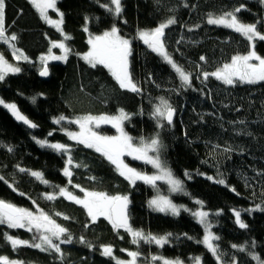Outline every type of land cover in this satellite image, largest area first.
Returning <instances> with one entry per match:
<instances>
[{
    "label": "trees",
    "instance_id": "obj_1",
    "mask_svg": "<svg viewBox=\"0 0 264 264\" xmlns=\"http://www.w3.org/2000/svg\"><path fill=\"white\" fill-rule=\"evenodd\" d=\"M4 2L5 34H15L17 39L0 41V54L21 71L9 73L0 81V99L15 104L37 127L17 120L0 104V177L4 178L0 180V200L33 212L43 210L67 229L61 240L70 235L72 242L54 241L60 243L61 256L30 246L39 242L35 229L0 224V256L21 264H117V259L128 261V252L136 251V264H161L152 257L178 259L183 264H193L196 257L201 264L233 260L236 264H258L250 255L254 253L264 261V81L249 84L237 80L227 85L214 76H203L250 50L246 37L209 24V15L220 16L243 5L235 13L238 20L256 24L264 34L261 0H121L119 16L102 7H110V0H57L63 14L61 29L69 37L66 40L61 31L41 18L30 0ZM54 12L51 9L48 13L55 17ZM169 18L175 23L165 29L162 40L173 62L189 74L190 86L138 37L140 30L155 28ZM114 25L130 41L129 71L139 92L120 88L107 68L99 64L93 67L82 58L90 47L88 37ZM60 41L70 50L67 58L47 62L48 75L40 77L44 66L41 55L49 49L59 52L50 44ZM12 45L28 59L15 60ZM253 46L264 57V41L257 39ZM161 99L171 105L175 116L172 124L161 119L162 127H158L152 113ZM121 109L129 116L123 125L134 143L158 135L161 148L154 154L182 182L183 192H171L163 181L130 184L103 155L69 139L64 132L76 128L71 121L78 117L115 116ZM60 116L66 119L54 123ZM98 130L105 135L115 133L108 124ZM37 140L67 145L69 151L58 153ZM69 156L72 175L66 177L63 170ZM126 159L137 171L149 176L154 173L151 165ZM20 168L28 171L21 172ZM31 171L40 172L48 183L31 176ZM220 179L225 183L216 182ZM60 188L80 198L84 195L81 189L126 195L134 230L172 235L163 246L143 240L133 244L125 229H114L104 217L92 222L82 205L59 195ZM157 193L191 209L198 207L195 199L203 202L202 208L210 212L213 232L219 237L214 243L222 253L221 261L202 245V227L188 210L173 216L150 209L148 199ZM46 194H53L55 199H46ZM234 210L241 213L247 228L236 224ZM5 234L29 241V245L14 249ZM105 245L111 246V257L101 254ZM239 246L244 250H238Z\"/></svg>",
    "mask_w": 264,
    "mask_h": 264
},
{
    "label": "snow or ice",
    "instance_id": "obj_2",
    "mask_svg": "<svg viewBox=\"0 0 264 264\" xmlns=\"http://www.w3.org/2000/svg\"><path fill=\"white\" fill-rule=\"evenodd\" d=\"M157 2H159V0H157ZM261 2L264 3V0H261ZM31 3L39 11L41 18L47 23L55 26L58 31H61L65 40L69 39L66 34H63L61 29L63 14L59 13L60 19L57 20H52L47 15L49 9L58 11L56 8L57 0H31ZM110 5L112 7H109V4H104L102 7L110 13L119 16L122 12L121 0H110ZM242 7L243 5H241L240 8L234 9L232 12H226L223 15L216 17L209 15L207 22L209 24L223 25L227 28L234 29L237 33L246 37L250 43H254L257 39L264 41V34L257 30L256 24H245L238 20L235 13L239 12ZM4 9L5 2L4 0H0V41L10 43L11 41H15L17 37L15 34L10 36L5 34ZM174 23L175 20L169 18L166 22L160 23L157 27L151 30H140L138 32V37L153 52L159 53L164 60L176 70L181 81L185 85L190 86L189 74L185 73L176 63L173 62L172 58L165 51V46L162 40L165 29ZM85 31H87V28H85ZM88 44L90 45V48L89 51L83 55V59L93 67L99 64L107 68L119 84L120 88L129 89L133 92L140 91L137 85L133 82L129 71L128 58L131 51L130 41L119 35V30L115 25L109 31H105L102 35L90 36ZM52 46L60 48L64 55H51V49H49V55L41 58L44 61V67L40 71L41 76L48 75V59L65 60L67 58V53L70 51L63 41L53 42ZM12 47V54L15 60L28 59L19 49H16L14 45H12ZM200 59L204 60V57L202 56ZM20 71L21 69L19 67L9 63L4 56L0 54V81H3L9 73H18ZM209 75L216 77V79L223 81V83L227 85H232L236 83L237 80L241 83L249 84L264 81V57L257 55L255 50L249 51L246 55H235L231 58L230 63L223 64V66L218 68L215 72L203 73L205 78ZM33 101H35V98H33ZM0 104H4V107H6L17 120L23 121V123L30 128L37 127L36 124L32 123L19 112L15 104H7L2 100H0ZM173 112L174 109L171 105H169L166 100L161 99L160 104L154 107L152 116L157 118V126L162 127L160 124L161 119L166 120L169 125L172 124ZM65 119L64 116H60L59 118H54L53 122L59 124L60 121ZM128 119L129 116L123 111V109L120 110V113L117 116L86 115L71 121L79 126V132H67L66 134L69 139L84 144L88 148H94L96 152L103 155L111 164L115 165L119 174L128 180L130 184H134L137 180H142L145 183L155 185L157 180L166 179L172 192H183L182 182L173 177L171 170L164 165L159 155L157 154L153 156L149 154L150 152L158 153L161 148V142L158 135L152 137L148 141L141 138L139 144L134 143L133 138L130 137L123 128V122ZM100 124H111L117 130L118 135L102 136L93 131V127H99ZM49 135H52V133L50 132ZM36 142L42 147L46 146L58 153H67L69 151L68 146L61 143H48L47 140H37ZM11 150L12 149L9 148V151ZM124 156H131L133 159L142 160L147 164H151L158 170V174L149 176L137 171L135 168L129 167L122 159ZM71 164L72 160L69 156L63 170V174L66 177H71L72 175L71 170L68 167V165ZM19 171L26 172L28 170L20 168ZM30 175L40 179L45 184L48 183V181L43 180L40 172L32 171L30 172ZM3 179V177H0V180ZM209 179H212V177H209ZM216 182L219 184L225 183L223 179L217 180ZM69 183H71V179H69ZM9 186L11 187V185ZM76 187H79V185H76ZM81 191L84 192L83 198L73 195V193L69 192L67 188H60L59 195L82 205L92 222H95L98 217H104L112 224L114 229H125V231H127L132 237L133 244H138L139 241L143 240L148 243H155L163 246L168 242V238L172 235L171 233H168L163 236H154L150 233L145 234L140 230H134L128 222L127 208L129 198L126 195L109 196L103 192H90L84 189H81ZM45 198L53 200L55 199V196L53 194H46ZM149 203L156 211L170 213L173 216H178L180 214V208L173 204L167 197L157 196ZM197 203L202 204L203 202L197 201ZM256 207L257 209L260 208L259 205ZM57 215L60 214L57 213ZM208 215L209 214L205 211H196L193 213V216L198 219L199 223L205 226V235L202 243L219 262L222 259V253L219 252L218 246L213 243V241L218 240L219 237L214 236L208 231L210 228V224L207 220ZM234 216L236 224H238L241 229L247 228V225L241 219V213L239 211L234 210ZM65 218L67 219V217ZM0 224H7L9 228H27L29 231L35 229L36 233H38V236H36L35 239H38L39 242L31 243L30 246L41 249L42 251H54L57 254H61V256L60 243L54 241H60L61 243L72 242V237L70 235H68L66 239L61 240V237L67 233V229L57 224L55 220L39 208H37L36 212H33L26 208L17 207L14 204L0 200ZM5 239L14 249L21 245H29V241L20 240L7 234H5ZM189 239H191V237H189ZM81 242H84L83 239ZM253 246H255L254 242ZM232 247L237 248L238 246L233 245ZM238 250L243 251V246H239ZM101 254L111 257V246H102ZM138 255L139 253L136 251H129L128 256L131 259L128 261L117 260V264H136ZM250 255H252L253 259L257 260L258 264H264V261L260 260L254 253ZM152 259L161 260L162 264H182V261L178 259L175 261L167 260L162 257H152ZM0 264H21V262L10 261L7 257L0 256ZM195 264H200L199 257L195 258ZM233 264H236L235 260H233Z\"/></svg>",
    "mask_w": 264,
    "mask_h": 264
},
{
    "label": "rangeland",
    "instance_id": "obj_3",
    "mask_svg": "<svg viewBox=\"0 0 264 264\" xmlns=\"http://www.w3.org/2000/svg\"><path fill=\"white\" fill-rule=\"evenodd\" d=\"M31 1V0H30ZM110 7H112V6H110ZM56 8H57V6H56ZM58 9V8H57ZM49 10H51V9H49ZM49 10H48V12H49ZM55 12L54 13H56V16L55 17H52L49 13H47V15H48V17L50 18V19H52V20H57V19H60V15H59V13L61 12L59 9H58V11H56V10H54ZM39 12V11H38ZM40 14V13H39ZM214 17V16H213ZM216 17V16H215ZM209 18V17H208ZM208 18H207V20H208ZM47 23V22H46ZM243 23V22H242ZM47 24H49V23H47ZM245 24H248V23H245ZM50 25H52V24H50ZM53 26V25H52ZM217 26V25H216ZM219 26H223V25H219ZM55 27V26H54ZM157 27V26H156ZM225 27V26H224ZM56 28V27H55ZM57 29V28H56ZM111 29V28H110ZM110 29H108V30H106V31H109ZM151 29H153V28H150V29H143V30H151ZM234 30V29H233ZM105 31H103L102 33H100L99 35H102L103 33H104ZM120 35V34H119ZM93 36H97V35H93ZM90 37V36H89ZM89 37H88V39H89ZM122 37H124V36H122ZM125 38V37H124ZM125 39H127V38H125ZM140 41H142V40H140ZM142 43H144L143 41H142ZM254 43H255V41H254ZM254 43H250V50L249 51H251V50H255V48H254ZM51 45V48L53 47L52 46V44H50ZM146 45V44H145ZM90 46V45H89ZM147 46V45H146ZM148 47V46H147ZM90 48V47H89ZM59 49V52H57V53H54L52 50H51V55H54V56H60V55H64V53L62 52V50L60 49V48H58ZM167 48L165 47V51L169 54V52H168V50H166ZM89 51V50H88ZM87 51V52H88ZM152 51V50H151ZM248 51V52H249ZM87 52H85V53H87ZM247 52V53H248ZM85 53H82V58H83V55L85 54ZM156 53V52H155ZM246 53V54H247ZM68 54V53H67ZM156 54H158L159 56H161L159 53H156ZM246 54H242V55H246ZM49 55V53H47V54H45V55H41L42 57H44V56H48ZM258 55V54H257ZM169 56H170V54H169ZM260 56V55H259ZM162 57V56H161ZM171 57V56H170ZM261 57H263V56H261ZM163 58V57H162ZM164 59V58H163ZM85 60V59H84ZM43 61V60H42ZM49 61H64V60H53V59H48L47 60V62L49 63ZM86 61V60H85ZM165 61V60H164ZM87 62V61H86ZM167 62V61H166ZM255 62V61H254ZM43 63H44V61H43ZM168 63V62H167ZM173 68V67H172ZM174 69V68H173ZM174 71H176L175 69H174ZM178 74V73H177ZM179 75V74H178ZM0 100H2V99H0ZM3 101V100H2ZM4 103H6L5 101H3ZM8 104V103H7ZM2 105H4V104H2ZM9 111V110H8ZM19 112H20V110H19ZM21 113V112H20ZM22 114V113H21ZM22 115H24V114H22ZM25 116V115H24ZM95 116H101V115H95ZM106 116H108V115H106ZM115 116H117V115H115ZM26 117V116H25ZM27 118V117H26ZM28 119V118H27ZM29 120V119H28ZM75 124V123H74ZM76 125V128H74V129H72V130H64V132L65 133H67V132H79V126L77 125V124H75ZM103 125H107V124H100L99 125V127H101V126H103ZM108 125H111V124H108ZM123 128H124V125H123ZM93 131H95V132H97V133H99L100 135H102V136H116V135H118V133H117V130L115 129V133H113V134H110V135H105V134H102L99 130H98V127H93ZM124 131H125V129H124ZM126 132V131H125ZM75 141V140H74ZM139 144V143H138ZM85 146V145H84ZM150 155H153V156H155V154H154V152H150L149 153ZM126 157L127 158H130V159H133V157H131V156H124V157H122V159L124 160V162L129 166V167H131L130 166V164L128 163V161H127V159H126ZM136 160V159H135ZM138 161H142V160H138ZM142 162H144V161H142ZM149 165H151V164H149ZM152 166V165H151ZM152 168H154L153 166H152ZM32 172V171H31ZM156 174H158V170L156 169V168H154V173H152L150 176H152V175H156ZM175 178V177H174ZM175 179H177V178H175ZM157 181H163V182H165L167 185H168V187L167 188H169L170 189V185L167 183V180L166 179H161V180H157ZM156 181V182H157ZM155 182V183H156ZM171 191V190H170ZM172 192V191H171ZM84 196V195H83ZM157 196H162V197H167L169 200H171L170 199V197L168 196V195H161V194H159V193H157V194H155V195H153L152 197H150L149 199H148V206L150 207V209L151 210H154V208L153 207H151L150 206V201L151 200H153L154 198H156ZM81 198H83V197H81ZM70 200V199H69ZM72 201V200H71ZM172 201V203L173 204H175L178 208H180V211L181 210H185V209H187L190 213H191V215L193 216V213L194 212H196V211H205V212H207L209 215H208V217H207V220H208V223L210 224V228L208 229V231L209 232H211L214 236H215V234H214V232H213V229H212V224H211V221H210V212L209 211H207L206 209H204V208H202V204H200V203H197V201H199V200H197V199H195L194 200V202L198 205V207H196V208H193V209H191L189 206H187V205H184V204H181V203H176V202H174L173 200H171ZM30 211V210H29ZM154 211H156V210H154ZM156 212H159V211H156ZM162 213H166V212H162ZM168 214H170V213H168ZM90 218V217H89ZM91 219V218H90ZM193 219H195L198 223H199V221H198V219L196 218V217H194L193 216ZM200 225H201V229L203 230V235H202V238L200 239L201 240V243H202V241H203V238H204V235H205V226L203 225V224H201V223H199ZM154 236H161V235H154ZM213 243H214V241H213ZM215 244V243H214ZM202 245L206 248V246L202 243ZM206 250H208L207 248H206ZM129 259H131V258H129ZM117 260H119V259H117ZM167 260H171V261H175L174 259H167ZM121 261H124V260H121ZM161 264H162V262H160ZM152 264H155V263H152ZM183 264V263H182ZM193 264H195V262L193 263ZM201 264V263H200ZM220 264H223V263H220ZM226 264H233V262H230V263H226Z\"/></svg>",
    "mask_w": 264,
    "mask_h": 264
},
{
    "label": "water",
    "instance_id": "obj_4",
    "mask_svg": "<svg viewBox=\"0 0 264 264\" xmlns=\"http://www.w3.org/2000/svg\"><path fill=\"white\" fill-rule=\"evenodd\" d=\"M163 38V37H162ZM129 59V58H128ZM44 66H42V68H43ZM47 69H48V67H47ZM41 71V70H40ZM39 75H40V72H39ZM40 77H43V78H45V77H47V76H41L40 75ZM174 116H175V112H173V118H174ZM166 123H167V121L166 120H164ZM127 214H128V222L130 221V218H129V204H128V208H127ZM129 225H130V222H129Z\"/></svg>",
    "mask_w": 264,
    "mask_h": 264
}]
</instances>
